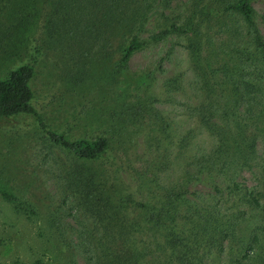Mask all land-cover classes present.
<instances>
[{
	"label": "rangeland",
	"instance_id": "1",
	"mask_svg": "<svg viewBox=\"0 0 264 264\" xmlns=\"http://www.w3.org/2000/svg\"><path fill=\"white\" fill-rule=\"evenodd\" d=\"M57 2L0 0V78L35 58L33 105L45 126L70 139L106 137L109 150L83 163L53 144L34 117L0 119V264H104L115 253L114 246H102V224L85 211L69 183L77 167L96 173L97 193L111 198V211L131 220L142 219L145 211L124 205V196L141 204L150 200L134 171L156 164L154 188L178 190L186 181L189 203L238 212L237 230L264 235V103L257 97L250 109L236 95L244 88L231 83L251 80L264 92V59L241 19L227 13L205 17L201 8L210 0H154L135 34L143 46L121 68V50L132 37L124 22L109 18L112 33L100 38L88 28L95 17L107 20L105 7L89 14L80 0L79 7L67 9ZM251 4L264 44V0ZM191 22L200 29L197 38L174 32L149 40L172 23L184 29ZM194 40L202 48L200 62L189 48ZM224 146L231 148L226 157L219 152ZM220 155L229 161L218 169ZM194 158L215 165L209 173L200 171ZM235 186L259 194L261 207L252 210L240 201L231 193ZM2 190L18 196L22 208L5 202ZM121 204L125 210L116 207ZM144 230L139 240L148 253L142 263L163 264L152 261L164 256ZM234 243L212 249L219 257L203 264H229L239 247Z\"/></svg>",
	"mask_w": 264,
	"mask_h": 264
},
{
	"label": "trees",
	"instance_id": "2",
	"mask_svg": "<svg viewBox=\"0 0 264 264\" xmlns=\"http://www.w3.org/2000/svg\"><path fill=\"white\" fill-rule=\"evenodd\" d=\"M89 14L93 10L101 12L104 7L109 13V17L105 22H100L95 17L91 27L92 33L99 32L97 37L104 38L111 31L110 20L116 19L118 22H124L125 27L132 34L128 44L124 45L121 50L119 65L124 68L132 54L143 46V41L139 40L136 33L139 32V26L145 24L146 18L150 13L154 0H80ZM57 4L60 8H69L77 5V0H58ZM117 8V10H111ZM205 17L216 16L217 14H231L239 17L248 31V39L258 54L264 59V44L262 37L255 27L254 9L251 0H210L209 3L201 8ZM111 10V11H110ZM105 17V14L101 15ZM110 18V20H109ZM200 29L193 28L192 22L183 28L176 24H170L169 28L150 36L149 40L157 41L170 33L188 32L197 38L195 32ZM106 38V37H105ZM189 48L194 59L200 62L202 48L199 40L189 43ZM31 58L29 63L22 64L10 70L4 77L0 78V119L12 118L17 116H32L38 122L39 128L47 135V138L55 145L63 148L74 159L83 163H93L100 159L109 150V142L106 137L99 136L93 139H70L65 135L47 128L36 112L33 105L34 93L31 88V80L35 73L36 59ZM203 59V58H202ZM253 61H250L248 67H252ZM232 68H227V72H233ZM239 69V68H238ZM232 87L237 90L239 87L244 88V93L237 92L236 95L242 100L246 99L250 109L253 101L257 97L261 104L264 103V92L262 88L255 82L247 79H241L239 82H231ZM225 86V82L222 83ZM209 89L213 91L212 85L206 80ZM142 93V92H140ZM237 100V101H238ZM141 106V103L138 102ZM206 108V107H205ZM203 110H205L203 108ZM202 121L207 120L202 117ZM223 147V146H221ZM220 148V154L227 156L230 146ZM238 148L234 145L233 152ZM209 159L194 158L195 166H199L200 171L210 172L215 165ZM217 167L222 168L228 163L229 159L220 157L216 160ZM132 170L135 165H132ZM158 166L153 164L144 170H135L142 186L147 188L149 202L147 204L136 203L130 196L125 195V202L130 203L129 207L144 208V217L131 218L126 214H121L118 210L113 212L109 196L103 197L97 193L101 186L96 183L97 174L93 172L85 173L82 167H77L74 177L69 180L70 185L74 188L75 196L84 206L86 212L96 221L102 224L103 240L102 246L107 250L112 249L115 253L107 256L104 262L108 264H143L142 260L146 257L148 251L142 241L139 240L142 231L151 232L153 236V245L164 257L157 256L152 258L153 262H163V264H203L207 257H219V253H211L212 249L219 247L223 250L225 241H235L237 252L233 253L229 264H264V235L259 233L246 234L243 229L237 230L235 216L238 214H228L227 211L212 209H202L195 206V203H189L184 197V185L181 184L178 190L173 187H158L152 185L153 179L156 177ZM201 173V172H200ZM189 172L188 177L189 178ZM231 190L234 195L238 196L240 201H246L250 209H259L261 203L259 194H255L254 190ZM98 189V190H97ZM240 193V194H239ZM2 199L11 204L16 210L21 209V200L15 194L2 190ZM123 204L119 206L125 210ZM115 207V208H116ZM235 213V212H234ZM122 215V216H121ZM3 242L0 240V247ZM117 247V248H116ZM109 251V253L112 252ZM217 250V249H216ZM234 251L233 248L231 249ZM12 264H20L15 261ZM160 264V263H156Z\"/></svg>",
	"mask_w": 264,
	"mask_h": 264
}]
</instances>
